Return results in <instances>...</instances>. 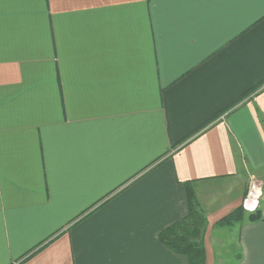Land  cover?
<instances>
[{
  "label": "crops",
  "instance_id": "crops-1",
  "mask_svg": "<svg viewBox=\"0 0 264 264\" xmlns=\"http://www.w3.org/2000/svg\"><path fill=\"white\" fill-rule=\"evenodd\" d=\"M248 172L264 180V0H0V264H189L159 240L188 182L218 264ZM258 209L239 264H264Z\"/></svg>",
  "mask_w": 264,
  "mask_h": 264
},
{
  "label": "trees",
  "instance_id": "trees-1",
  "mask_svg": "<svg viewBox=\"0 0 264 264\" xmlns=\"http://www.w3.org/2000/svg\"><path fill=\"white\" fill-rule=\"evenodd\" d=\"M257 89H253L249 93L245 94L232 106L241 102ZM230 108L231 107L228 109ZM186 194L189 206L187 216L179 222L164 229L159 234V240L175 253L185 255L189 260V264H206L207 256L204 234L207 227V215L200 206L192 182H188L186 184ZM260 219H262L261 210L257 209L255 212H248L243 208L241 203V205L234 208L226 216L220 219L218 226L234 229L237 225L243 224L246 220L253 222ZM241 258L242 251L241 248H239L237 254L232 259V263L239 264Z\"/></svg>",
  "mask_w": 264,
  "mask_h": 264
},
{
  "label": "rangeland",
  "instance_id": "rangeland-1",
  "mask_svg": "<svg viewBox=\"0 0 264 264\" xmlns=\"http://www.w3.org/2000/svg\"><path fill=\"white\" fill-rule=\"evenodd\" d=\"M251 175H254L257 178H259L263 182V186H264V180L263 179H261L255 173L253 174L251 172H248V175L247 176L245 175V178L242 181V187H246V189H247L246 194L248 192ZM218 227L220 228V231H223L222 232L223 234L221 233V235H222L221 240H223V242L221 244L222 246L217 247V250H218L217 252L219 253L218 254V257H219L218 264H233L232 259L237 254L238 249L240 248L237 230L229 229L227 227H220V226H218ZM228 231H231V233L229 234Z\"/></svg>",
  "mask_w": 264,
  "mask_h": 264
},
{
  "label": "built area",
  "instance_id": "built-area-1",
  "mask_svg": "<svg viewBox=\"0 0 264 264\" xmlns=\"http://www.w3.org/2000/svg\"><path fill=\"white\" fill-rule=\"evenodd\" d=\"M263 195H264L263 182L256 176L251 175L248 192L242 201L243 208L248 212L257 211Z\"/></svg>",
  "mask_w": 264,
  "mask_h": 264
},
{
  "label": "snow or ice",
  "instance_id": "snow-or-ice-1",
  "mask_svg": "<svg viewBox=\"0 0 264 264\" xmlns=\"http://www.w3.org/2000/svg\"><path fill=\"white\" fill-rule=\"evenodd\" d=\"M177 23H178V24H181L182 21H178ZM17 264H27V261H26V259H22V260H19V261L17 262Z\"/></svg>",
  "mask_w": 264,
  "mask_h": 264
}]
</instances>
